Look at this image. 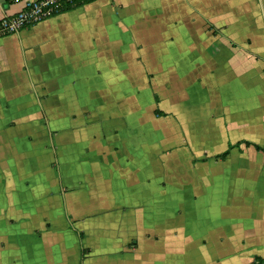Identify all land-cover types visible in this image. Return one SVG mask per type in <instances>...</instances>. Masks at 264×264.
Returning <instances> with one entry per match:
<instances>
[{
    "label": "crops",
    "instance_id": "1",
    "mask_svg": "<svg viewBox=\"0 0 264 264\" xmlns=\"http://www.w3.org/2000/svg\"><path fill=\"white\" fill-rule=\"evenodd\" d=\"M251 143L264 0H93L0 35V264L264 260Z\"/></svg>",
    "mask_w": 264,
    "mask_h": 264
},
{
    "label": "built area",
    "instance_id": "2",
    "mask_svg": "<svg viewBox=\"0 0 264 264\" xmlns=\"http://www.w3.org/2000/svg\"><path fill=\"white\" fill-rule=\"evenodd\" d=\"M61 1L63 0H34L29 2L22 11L0 18V35L18 32L23 27L53 14Z\"/></svg>",
    "mask_w": 264,
    "mask_h": 264
},
{
    "label": "trees",
    "instance_id": "3",
    "mask_svg": "<svg viewBox=\"0 0 264 264\" xmlns=\"http://www.w3.org/2000/svg\"><path fill=\"white\" fill-rule=\"evenodd\" d=\"M90 1L93 0H63L61 1L57 6L55 11L53 12V14H55L56 12L59 11H64V10H68L71 8H74L77 5H81L83 3L87 4L90 3ZM245 144H250L249 141H243ZM254 147V149L261 151L263 157H264V147H260L256 144L251 143ZM247 264H264V260L261 259L260 257H254L249 263Z\"/></svg>",
    "mask_w": 264,
    "mask_h": 264
},
{
    "label": "rangeland",
    "instance_id": "4",
    "mask_svg": "<svg viewBox=\"0 0 264 264\" xmlns=\"http://www.w3.org/2000/svg\"><path fill=\"white\" fill-rule=\"evenodd\" d=\"M247 263H249V262H247ZM247 263H245V264H247Z\"/></svg>",
    "mask_w": 264,
    "mask_h": 264
},
{
    "label": "water",
    "instance_id": "5",
    "mask_svg": "<svg viewBox=\"0 0 264 264\" xmlns=\"http://www.w3.org/2000/svg\"><path fill=\"white\" fill-rule=\"evenodd\" d=\"M0 1H2V0H0Z\"/></svg>",
    "mask_w": 264,
    "mask_h": 264
}]
</instances>
